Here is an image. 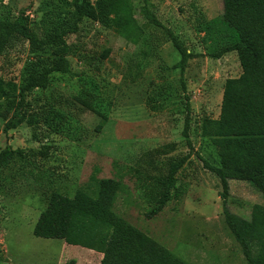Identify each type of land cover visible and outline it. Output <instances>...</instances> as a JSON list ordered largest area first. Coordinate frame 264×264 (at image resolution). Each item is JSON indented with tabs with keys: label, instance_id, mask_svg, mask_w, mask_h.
Listing matches in <instances>:
<instances>
[{
	"label": "rangeland",
	"instance_id": "374dc122",
	"mask_svg": "<svg viewBox=\"0 0 264 264\" xmlns=\"http://www.w3.org/2000/svg\"><path fill=\"white\" fill-rule=\"evenodd\" d=\"M43 1L5 3L14 16L24 12L37 21ZM124 3L144 30L125 33L124 24L116 29L84 19L80 30L68 36L72 73L52 74L46 90L35 89L26 97L25 109L35 115V124L25 123L6 132L16 103L0 100V151L7 146L13 151L0 175V264H67L72 260L100 264L103 254L98 251L34 236L47 198L55 191L73 196L92 175L118 179L129 166L187 155L190 148L183 131L188 114L194 154L178 174L185 194L149 217L150 206L140 197L136 178L127 174L115 211L191 264H247L224 220L220 179L203 167L196 154L217 164L214 149L202 140V120L219 117L225 81L242 74L237 52L218 59L209 56L224 35L231 33L223 20V0ZM146 7L193 55L183 78L175 67L179 52L162 29L146 25ZM201 14L214 24L208 34L197 24ZM105 51L109 54L103 57ZM32 57L28 45H21L0 58V74L15 79L14 94L20 90L25 64ZM84 79L99 87L106 102L108 122L100 132L95 130L101 121L96 113L67 107V100L81 91ZM51 109L65 118L55 116ZM255 204L264 205V196L256 187L230 180L228 208L233 214L250 219Z\"/></svg>",
	"mask_w": 264,
	"mask_h": 264
},
{
	"label": "trees",
	"instance_id": "16d2710c",
	"mask_svg": "<svg viewBox=\"0 0 264 264\" xmlns=\"http://www.w3.org/2000/svg\"><path fill=\"white\" fill-rule=\"evenodd\" d=\"M5 1L0 0V58L21 45H28L33 56L25 64L18 94L11 89L15 87V79L0 74V100L6 98L16 103L11 107L13 114L6 123V132L25 123H36L35 115L25 109L29 93L46 90L52 74L72 73L69 56L73 51L68 36L80 30L84 19L116 29L124 24L125 33L144 30L124 0H45L37 11V21L24 12L14 16ZM223 7V20L231 33L224 35L222 43L209 56L218 59L237 52L242 74L225 81L219 117L205 116L202 120V140L207 148L214 149L217 164L196 154L203 167L220 179L224 220L240 244L247 264H264V205L255 204L250 219L235 215L228 208L230 180L249 182L264 196V0H223ZM143 14L148 20L146 25L162 29L179 52L180 61L175 67L183 78L193 55L147 7ZM197 24L207 34L214 27L203 14L197 18ZM108 54L105 51L103 57ZM105 105L99 87L89 79H84L77 96L67 100V107L92 111L101 118L96 132L108 122ZM51 110L55 116L65 118L63 113ZM190 124L188 114L183 131L190 148L187 155L129 166L118 179L92 175L89 183L73 196L59 191L51 193L34 226V236L60 239L71 246L98 251L103 254L100 264H191L115 211L117 197L126 188L127 174L136 178L140 197L150 206L149 217L185 194L184 187L178 184V174L194 154ZM12 156L10 146L0 151V175Z\"/></svg>",
	"mask_w": 264,
	"mask_h": 264
}]
</instances>
